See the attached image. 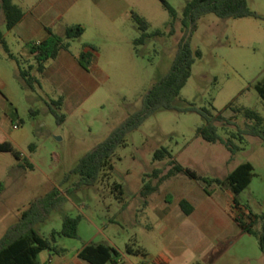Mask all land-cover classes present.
<instances>
[{"label": "rangeland", "instance_id": "rangeland-1", "mask_svg": "<svg viewBox=\"0 0 264 264\" xmlns=\"http://www.w3.org/2000/svg\"><path fill=\"white\" fill-rule=\"evenodd\" d=\"M167 1L178 13L176 20L160 0H131V12L148 21L149 33L160 31L146 45L138 46V53L133 42L141 31L132 19L122 21L119 31L112 24H106L103 32L101 28L98 31L96 24L84 27L85 34L71 43V51L78 54L85 43L94 42L100 67L108 79L99 81L84 101L62 109L66 116L63 124L47 109L39 91L37 95L23 89L14 100L15 108L8 105V112L0 108V113H8L12 121H23L16 131L23 139L18 149L22 161L33 165L19 166L11 153L0 152V184L4 186L0 193V238L17 223L19 214L30 202L57 188L65 198L64 203L36 230L50 238L53 230H61L66 216H81L79 238L58 239V245L71 253L93 242L115 247L125 264H143L148 255L160 253L169 254L172 264H264L257 237L243 233L235 225L208 256L183 245L170 249L168 240L174 230L163 232L157 227L163 207L158 201L176 187L178 180L187 178L177 176L161 181L172 166L168 159L154 160L155 152L166 147L185 168L202 177L220 179L249 162L254 166L255 176L239 201L247 212L264 215V141L252 136L241 139L239 130L245 128L246 120L229 108L233 104L253 109L264 117V103L256 90L258 82L264 79V0H249L255 16L222 19L208 14L188 34L183 13L192 0ZM186 34V41L189 40L193 50H201L202 57L195 62L190 80L175 100V109L158 110L128 135L127 144L119 147L112 159L114 168L109 178L81 187H78L80 176L70 175L67 179L87 153L142 109L144 96L170 71ZM0 52L5 53L2 48ZM191 107L209 108L215 115L222 114L231 120L233 125L219 122V132L224 139L233 140L240 150L233 156L224 145L208 143L199 137L197 129L206 121L190 111ZM33 110L35 123L31 119ZM156 170L160 172L157 177ZM188 182L206 194L202 183ZM115 183L123 185L124 201L117 198ZM147 184L160 189L150 195L152 205L147 204L148 195L142 194ZM213 189L216 200L226 202L227 195L217 186ZM174 192L179 197L185 189L180 186ZM255 229L261 232L263 222L259 221ZM47 258V251H43L39 256L41 264Z\"/></svg>", "mask_w": 264, "mask_h": 264}, {"label": "trees", "instance_id": "trees-1", "mask_svg": "<svg viewBox=\"0 0 264 264\" xmlns=\"http://www.w3.org/2000/svg\"><path fill=\"white\" fill-rule=\"evenodd\" d=\"M160 1L171 17L176 20L177 11L167 0ZM0 10L5 16L8 30H12L23 18L22 9L13 0H0ZM208 14H215L222 19H240L255 16L249 8V0H192L187 4L183 13V22L187 27V34L190 28H192V31L195 30L199 20ZM133 19L142 32L140 37L135 40V47L146 45L152 36L160 34V31L149 33L150 25L148 21L138 14L134 13ZM50 33L51 35L47 40L40 42L38 45H33L31 48L35 56V64L30 66L29 70L20 68L19 72L25 88L36 90L37 87H40V80L32 72L43 73L51 60H55L61 51L69 50L71 42L84 35L85 28L81 25H74L68 27L64 35L54 34L51 31ZM187 34L179 47L170 71L160 81L155 83L144 96L142 109L129 116L107 139L94 150L87 153L80 160L77 167L67 176V179H69L70 175L80 176L78 187H81L83 185L93 186L104 177L109 178L114 168L112 159L118 148L127 144L128 135L138 130L158 110L175 109V100L181 95L190 80L195 62L202 57L201 50H193L189 40L186 41ZM0 45L9 58L17 60L10 52L1 30ZM77 58L83 68L88 71L92 65L94 55L83 50ZM256 90L264 103V79L258 82ZM63 103V98L47 102L48 110L56 117L59 124H63L66 120V116L62 114ZM229 108H233L237 115L241 114L246 120L245 128L239 130L238 136L241 139L244 136H252L264 141V117L253 109L237 108L233 104H230ZM189 110L197 112L206 121L204 125L197 129L198 136L204 141L224 145L233 156L240 150L233 140L224 139L219 132L218 123L227 122L233 125L234 123L231 120L226 119L222 114L215 115L213 110L209 108L198 109L191 107ZM32 148H35V145H32ZM0 152L11 153L17 160L22 162V167L33 166L31 163L22 161V153L14 148L10 142L0 143ZM166 159L170 161L172 169L161 178V181L182 176L202 183L203 189L208 195L213 194V186L219 187L227 195L237 225L243 233L257 237L260 248L264 253V215L260 216L251 211L247 212L239 201L240 194L250 186L255 176V169L251 163L247 162L239 165L225 179H220L202 177L195 171L185 168L177 163L173 154L166 147H162L155 152V161H164ZM158 173L160 172L156 170L154 176L157 177ZM3 187L0 184V193ZM114 190L117 193V198L124 201L125 189L123 185L115 183ZM159 191V186L147 184L142 194L147 196ZM64 200L65 198L61 191L54 188L46 195L30 202L28 208L19 214L17 223L11 226L0 238V264H40L39 256L43 251L65 255L68 250L58 245V239L60 237L79 238L81 216H66L61 230H53L50 238L43 237L36 230L39 224L49 219L52 212L62 207ZM171 200L172 196L168 195L167 202H171ZM180 206L186 215H191L194 211L193 206L185 199L181 201ZM259 221L263 222L261 232L255 229ZM128 252L132 253V250L129 249ZM143 255L146 256L145 253ZM78 257L89 264H116L115 260L119 257V251L113 246L102 243H85L78 253ZM152 263L170 264L171 258L167 254L160 253L153 259Z\"/></svg>", "mask_w": 264, "mask_h": 264}, {"label": "crops", "instance_id": "crops-1", "mask_svg": "<svg viewBox=\"0 0 264 264\" xmlns=\"http://www.w3.org/2000/svg\"><path fill=\"white\" fill-rule=\"evenodd\" d=\"M21 2V4L14 3L22 9L23 18L12 30L7 29L5 16L0 10V30L10 52L17 58V60L9 58L0 45L5 52L4 54L0 52V108L6 112L9 109L8 105L15 108L16 96L23 89H28L23 86L20 68L29 70L30 66L35 64V56L31 48L47 40L51 35L50 31L64 35L70 26L81 25L87 28L89 24H96L98 31L101 28L102 32L106 30V24H112L114 30L119 31V24L122 21L131 19L134 21L131 0H21ZM133 44L135 46V41ZM135 49L138 53L137 47ZM83 50L94 55L88 71L83 68L77 58ZM96 50V45L92 42L85 43L78 54L73 53L71 47L69 50L61 51L55 60L48 63L43 73L32 72L40 80L41 85L36 90H30L37 95L38 91L41 92L43 95L40 99L46 106L47 102L63 98L62 109H70L84 101L97 88L99 81L108 79V75L100 67L99 54ZM7 91L8 93L5 94ZM6 112L0 113V143L10 142L19 150L23 139L16 135V131L20 130L23 121H12ZM35 114L34 110L31 111L33 123H35L33 119ZM18 162L21 166L22 162L19 160ZM188 181L186 179L176 182V187L174 186L167 194L172 196L171 202H167V196L158 201L163 203V207L159 211L161 220L157 227L163 232L174 230L168 240L170 249L183 245L203 256H208L218 248L221 238L234 228V225L240 230L241 228L234 220V213L228 199L226 202H219L215 198V191L212 195H208L204 189L206 194L200 193V188L192 186ZM180 186H183L185 192L178 197L174 189H179ZM151 194L148 195L147 204L152 205ZM184 199L194 208L191 215H186L181 209L180 203ZM152 202L154 203L155 200ZM81 249H77L75 253L68 250L65 255L47 251L48 258L43 259V264H89L78 257ZM167 255L170 257L169 254ZM155 257L148 255L145 263L153 264ZM115 262L125 264L120 257H117ZM170 264H172V258Z\"/></svg>", "mask_w": 264, "mask_h": 264}, {"label": "built area", "instance_id": "built-area-1", "mask_svg": "<svg viewBox=\"0 0 264 264\" xmlns=\"http://www.w3.org/2000/svg\"><path fill=\"white\" fill-rule=\"evenodd\" d=\"M38 45V44H37ZM15 128H18V126H15ZM143 264H148V263H143Z\"/></svg>", "mask_w": 264, "mask_h": 264}]
</instances>
